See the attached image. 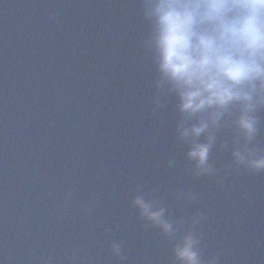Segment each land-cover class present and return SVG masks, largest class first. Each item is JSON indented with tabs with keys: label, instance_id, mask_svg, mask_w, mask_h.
Returning a JSON list of instances; mask_svg holds the SVG:
<instances>
[{
	"label": "water",
	"instance_id": "1",
	"mask_svg": "<svg viewBox=\"0 0 264 264\" xmlns=\"http://www.w3.org/2000/svg\"><path fill=\"white\" fill-rule=\"evenodd\" d=\"M149 31L143 0H0V264H179L140 193L204 264H264V171L235 163L226 118L196 174Z\"/></svg>",
	"mask_w": 264,
	"mask_h": 264
},
{
	"label": "clouds",
	"instance_id": "2",
	"mask_svg": "<svg viewBox=\"0 0 264 264\" xmlns=\"http://www.w3.org/2000/svg\"><path fill=\"white\" fill-rule=\"evenodd\" d=\"M143 16L150 25L144 46L153 54L158 93L177 99V135L188 146L196 174L214 172L210 155L226 118L235 132V163L264 171V150L253 144L264 109V0H143ZM155 103L160 106L159 98ZM132 204L175 241L179 264H204L200 238L192 231L178 238L177 222L157 200L140 193ZM200 219L194 217L193 224ZM112 251L125 259L120 243H113Z\"/></svg>",
	"mask_w": 264,
	"mask_h": 264
}]
</instances>
